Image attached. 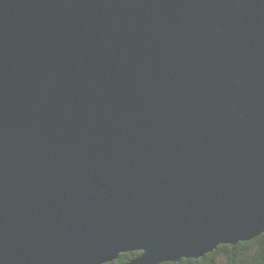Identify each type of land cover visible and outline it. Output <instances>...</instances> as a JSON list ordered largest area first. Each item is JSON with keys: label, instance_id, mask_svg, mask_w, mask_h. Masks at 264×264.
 Segmentation results:
<instances>
[{"label": "water", "instance_id": "obj_1", "mask_svg": "<svg viewBox=\"0 0 264 264\" xmlns=\"http://www.w3.org/2000/svg\"><path fill=\"white\" fill-rule=\"evenodd\" d=\"M263 232L264 0H0V264Z\"/></svg>", "mask_w": 264, "mask_h": 264}, {"label": "trees", "instance_id": "obj_2", "mask_svg": "<svg viewBox=\"0 0 264 264\" xmlns=\"http://www.w3.org/2000/svg\"><path fill=\"white\" fill-rule=\"evenodd\" d=\"M140 254V251L121 253L116 260L105 264H129ZM219 256H225L227 264H264V232L248 241H241L237 244H221L213 252L200 258H183L179 262L161 264H218L216 259Z\"/></svg>", "mask_w": 264, "mask_h": 264}, {"label": "rangeland", "instance_id": "obj_3", "mask_svg": "<svg viewBox=\"0 0 264 264\" xmlns=\"http://www.w3.org/2000/svg\"><path fill=\"white\" fill-rule=\"evenodd\" d=\"M216 260H217L218 264H227V260H226L225 256H219Z\"/></svg>", "mask_w": 264, "mask_h": 264}]
</instances>
